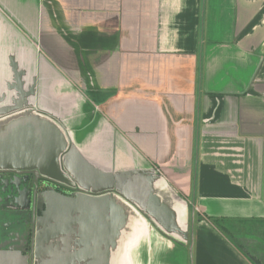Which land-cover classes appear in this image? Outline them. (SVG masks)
I'll return each mask as SVG.
<instances>
[{
  "label": "crops",
  "instance_id": "obj_1",
  "mask_svg": "<svg viewBox=\"0 0 264 264\" xmlns=\"http://www.w3.org/2000/svg\"><path fill=\"white\" fill-rule=\"evenodd\" d=\"M15 170L77 191L38 193L29 253L0 227V264L261 260L210 218L264 222V0H0Z\"/></svg>",
  "mask_w": 264,
  "mask_h": 264
},
{
  "label": "flooded vegetation",
  "instance_id": "obj_2",
  "mask_svg": "<svg viewBox=\"0 0 264 264\" xmlns=\"http://www.w3.org/2000/svg\"><path fill=\"white\" fill-rule=\"evenodd\" d=\"M0 191L1 196L7 198L9 193L3 192V189L12 179L17 182L18 190H23L26 196L22 197L24 206L21 209H12L11 207H2L0 213V227L3 231H9L8 235L14 234L15 240L19 241V246L24 253H29L33 241L34 219L38 214L37 195L40 191L55 190L60 193L72 194L77 188L64 184H56L34 173H0ZM13 181V180H12ZM7 183V184H6ZM1 232V229H0ZM1 240L4 235L0 234ZM3 241V240H2Z\"/></svg>",
  "mask_w": 264,
  "mask_h": 264
},
{
  "label": "rangeland",
  "instance_id": "obj_3",
  "mask_svg": "<svg viewBox=\"0 0 264 264\" xmlns=\"http://www.w3.org/2000/svg\"><path fill=\"white\" fill-rule=\"evenodd\" d=\"M234 228H246L245 230L238 231V234L234 233L236 236L233 239V243L239 246L246 255H250L252 258L256 255L261 258V260H248L252 264H264V222L259 224H245V223H235ZM246 226V227H244ZM249 226V227H248ZM231 237L234 235L229 234ZM258 252V253H257ZM256 255H255V254ZM173 260H170L172 262ZM188 264H191L193 260H186ZM138 260H121V264H137Z\"/></svg>",
  "mask_w": 264,
  "mask_h": 264
},
{
  "label": "water",
  "instance_id": "obj_4",
  "mask_svg": "<svg viewBox=\"0 0 264 264\" xmlns=\"http://www.w3.org/2000/svg\"><path fill=\"white\" fill-rule=\"evenodd\" d=\"M18 172H21V171L15 170V173H18ZM22 172H26V173L30 172V173H34V174L38 173L36 171H34V172H32V171H22ZM36 175H38V174H36ZM44 179H47V180H49V181H51L53 183H56V184L60 183V182H58V180H56L53 177H49V176L46 177L45 176ZM73 206H74V204H72V208H69L67 210L68 215L72 214V211H74ZM18 208H21V206H19ZM54 250H57V249H54ZM120 262H121V260H31V264H120Z\"/></svg>",
  "mask_w": 264,
  "mask_h": 264
},
{
  "label": "trees",
  "instance_id": "obj_5",
  "mask_svg": "<svg viewBox=\"0 0 264 264\" xmlns=\"http://www.w3.org/2000/svg\"><path fill=\"white\" fill-rule=\"evenodd\" d=\"M211 223L219 230L222 232L223 235H225L232 243L234 242L233 239L236 237L234 233L238 234L237 231H235V228L233 229V224L235 223H241L240 219H224V218H210ZM259 222V221H258ZM259 224V223H257ZM234 232V233H233ZM229 234L234 235L231 237Z\"/></svg>",
  "mask_w": 264,
  "mask_h": 264
}]
</instances>
